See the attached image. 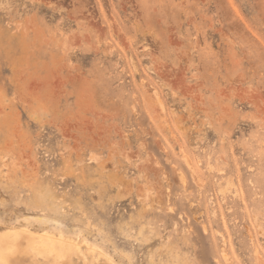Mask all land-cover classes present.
<instances>
[{
  "label": "rangeland",
  "instance_id": "1",
  "mask_svg": "<svg viewBox=\"0 0 264 264\" xmlns=\"http://www.w3.org/2000/svg\"><path fill=\"white\" fill-rule=\"evenodd\" d=\"M0 264H264V0H0Z\"/></svg>",
  "mask_w": 264,
  "mask_h": 264
},
{
  "label": "bare ground",
  "instance_id": "2",
  "mask_svg": "<svg viewBox=\"0 0 264 264\" xmlns=\"http://www.w3.org/2000/svg\"><path fill=\"white\" fill-rule=\"evenodd\" d=\"M15 240H18V239H15ZM61 256V255H60Z\"/></svg>",
  "mask_w": 264,
  "mask_h": 264
}]
</instances>
